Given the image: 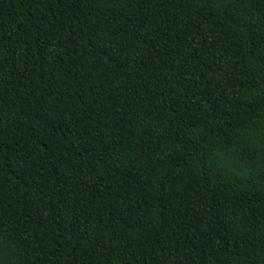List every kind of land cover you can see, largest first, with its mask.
<instances>
[{"label":"trees","instance_id":"16d2710c","mask_svg":"<svg viewBox=\"0 0 264 264\" xmlns=\"http://www.w3.org/2000/svg\"><path fill=\"white\" fill-rule=\"evenodd\" d=\"M0 264H264V0H0Z\"/></svg>","mask_w":264,"mask_h":264}]
</instances>
